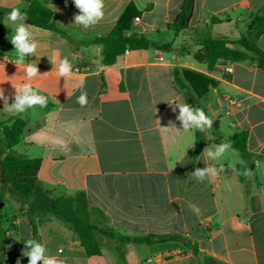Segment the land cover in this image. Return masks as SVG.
Here are the masks:
<instances>
[{
	"label": "crops",
	"instance_id": "crops-1",
	"mask_svg": "<svg viewBox=\"0 0 264 264\" xmlns=\"http://www.w3.org/2000/svg\"><path fill=\"white\" fill-rule=\"evenodd\" d=\"M38 1L53 12L54 22L66 34L32 26L39 46L25 62H35L41 75L47 73L32 83L48 97V105L16 113L5 109L0 99V130L17 119L25 122L13 150L40 159V188L53 199L83 192L92 223L144 240L123 246L126 264H211L207 258L215 264H264V71L252 57L241 62L219 60L211 71L195 59L207 38L238 40L264 0H196L189 31L177 37L169 25L185 0H104V18L89 28L74 23L79 10L73 0ZM130 5L140 18H132L131 33L172 43V49L127 51L114 64L105 65L102 45L91 42L107 36ZM13 7L25 13L28 4L0 0L5 27L0 89L9 106L14 103L13 85L26 82L24 66L12 62L16 53L10 39L20 22L11 23L5 15ZM258 45L264 50V35ZM53 53L71 61L73 78L58 76L57 65L50 62ZM175 69L216 82L199 99L214 124L204 133L205 143L197 155L195 130L183 131L177 119L176 106L187 102L185 91L175 83ZM81 91L88 95L83 107L76 102ZM230 103L235 106L232 115ZM242 132L247 133L249 157L232 148L219 161H206V148ZM205 162L223 164L225 170L215 180L200 182L189 176L203 169ZM244 164L253 165L245 183L238 172ZM190 205H196L199 214ZM37 225L49 256L66 259L67 264H121L115 253L121 243L116 239L102 236L100 255L89 257L77 236L57 220L38 218ZM175 234L196 241L199 256L179 243L145 241ZM28 239H34L33 228L24 208L13 193L4 191L0 264H28L23 255Z\"/></svg>",
	"mask_w": 264,
	"mask_h": 264
},
{
	"label": "trees",
	"instance_id": "trees-1",
	"mask_svg": "<svg viewBox=\"0 0 264 264\" xmlns=\"http://www.w3.org/2000/svg\"><path fill=\"white\" fill-rule=\"evenodd\" d=\"M26 2L28 7L25 13H27L26 23L28 25L55 31L62 36L66 35L54 22L53 12L49 8L38 0H26ZM195 2L196 0H185L177 19L173 24L169 25V28L174 30L175 37L189 31ZM3 15L4 11L0 9V45L5 42ZM138 15L139 12L135 6L130 5L107 36L96 38L91 42L102 45V61L105 65L114 64L117 58L127 51L151 48L163 51L172 49V43L161 44L145 35L131 33V20ZM263 35L264 7L250 15L248 29L238 40L207 38L201 42V49L196 53L195 59L198 63L204 64L207 70L211 71L219 60L241 62L252 57L257 61L259 68L264 71V50L258 45V40ZM174 78L177 86L185 91L186 102L199 108H202L199 104V99L206 95L210 86L216 85V82L207 76L188 70L175 69ZM202 109L207 113L204 108ZM24 127L25 122L21 119L14 121L11 126L3 127L4 140L0 142L3 149V152H0V156H3L0 160V199L3 198L4 191L13 193L15 200L24 208V214L33 228V238L37 242L41 243L37 219L53 218L77 236L81 247L89 257L100 255L103 247V240L100 236L107 239H116L121 243V247L117 248L115 252L116 256L121 264H126L123 246L126 243L141 242L142 239L139 241L133 240L116 233L112 229H103L92 223L91 208L87 195L83 192L74 196L53 199L47 192L43 191L38 183L40 159L29 158L13 150V147L17 146L21 141ZM195 134V153L197 155L205 143V135L197 130H195ZM227 142H231L232 148L239 151L242 155L250 156L246 148L247 133L236 134L229 138ZM252 168V164L238 166L239 177L242 182L245 183L250 176H245L243 174L244 170H252ZM145 241L148 243L152 241L179 243L199 256L197 242L185 236L176 234L165 237L152 236L145 238ZM207 260L211 264L216 263L211 258H207Z\"/></svg>",
	"mask_w": 264,
	"mask_h": 264
},
{
	"label": "clouds",
	"instance_id": "clouds-1",
	"mask_svg": "<svg viewBox=\"0 0 264 264\" xmlns=\"http://www.w3.org/2000/svg\"><path fill=\"white\" fill-rule=\"evenodd\" d=\"M73 2L79 10V14L74 17L75 24L89 28L104 18V0H73ZM5 19L11 23L20 22L15 28L14 33L11 34L10 42L14 45L16 53V59L12 62L18 67L21 65L24 66L23 70L26 82L13 85L15 88V97L14 103L10 106L8 105V98L5 97L3 89H0V99L4 100L5 109L16 113H24L26 110L36 106L41 108L47 107L48 97L42 95L40 90L34 87L32 83L38 77H43L47 73L41 75L37 63L25 62L26 57L35 56L39 46L32 31V26L24 23L27 20V13H23L19 8L13 7L10 12L6 13ZM50 62L52 65H57L55 70L60 78L63 77L65 80L73 78V65L67 57L60 58L58 54L53 53ZM81 88H83V83H81ZM76 102L81 107L86 106L88 104L87 92L81 91ZM176 107L179 108L177 119L181 122L183 131L197 130L208 133L213 128L214 120L202 108L194 107L190 103H180ZM230 150H232L231 142L225 141L206 148L203 156L206 158V161L215 162L219 161ZM255 163L257 167L261 166L260 161H256ZM205 164L206 166L203 169L197 168L189 176L197 181L203 182L206 179H217L225 170L223 164L219 166L215 163L205 162ZM251 172V169H245L243 174L249 176ZM190 208L194 213L199 214L200 209L196 205H190ZM24 247L27 251L24 250L23 255L28 257V264H38V262H42V264H67L66 259H59L56 256L47 255L45 246L35 239H28L24 243ZM17 264H19V261H17Z\"/></svg>",
	"mask_w": 264,
	"mask_h": 264
},
{
	"label": "built area",
	"instance_id": "built-area-1",
	"mask_svg": "<svg viewBox=\"0 0 264 264\" xmlns=\"http://www.w3.org/2000/svg\"><path fill=\"white\" fill-rule=\"evenodd\" d=\"M139 20H140V18H138V17L135 18V21H139ZM234 107H235V106H234L233 103H230V104H229V110H228V114H229V115H232V112H233V110H234Z\"/></svg>",
	"mask_w": 264,
	"mask_h": 264
},
{
	"label": "rangeland",
	"instance_id": "rangeland-1",
	"mask_svg": "<svg viewBox=\"0 0 264 264\" xmlns=\"http://www.w3.org/2000/svg\"><path fill=\"white\" fill-rule=\"evenodd\" d=\"M3 130V129H2ZM2 130H0V132L2 133ZM2 136H3V133H2ZM102 236H100V238H101Z\"/></svg>",
	"mask_w": 264,
	"mask_h": 264
}]
</instances>
